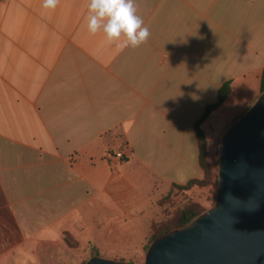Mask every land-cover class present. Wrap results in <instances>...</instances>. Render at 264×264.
<instances>
[{
	"label": "crops",
	"instance_id": "0c3cea01",
	"mask_svg": "<svg viewBox=\"0 0 264 264\" xmlns=\"http://www.w3.org/2000/svg\"><path fill=\"white\" fill-rule=\"evenodd\" d=\"M135 3L150 36L118 52L88 33L84 0H0V231L42 255L68 233L141 256L162 199L204 178L195 126L220 88L232 81L208 140L261 95L264 0ZM6 240L0 256L29 250Z\"/></svg>",
	"mask_w": 264,
	"mask_h": 264
},
{
	"label": "water",
	"instance_id": "95a60500",
	"mask_svg": "<svg viewBox=\"0 0 264 264\" xmlns=\"http://www.w3.org/2000/svg\"><path fill=\"white\" fill-rule=\"evenodd\" d=\"M216 204L156 238L144 264H264V93L221 141ZM86 264H132L95 255Z\"/></svg>",
	"mask_w": 264,
	"mask_h": 264
},
{
	"label": "rangeland",
	"instance_id": "374dc122",
	"mask_svg": "<svg viewBox=\"0 0 264 264\" xmlns=\"http://www.w3.org/2000/svg\"><path fill=\"white\" fill-rule=\"evenodd\" d=\"M255 104V102L248 107L246 112ZM245 112V113H246ZM244 113V114H245ZM242 114V115H244ZM219 116V117H217ZM212 122V127L209 131L210 139L208 140L209 151L208 158L211 162L212 166V176L210 181L206 185H197L192 187L190 190H176L173 191L168 199V205H163L161 209V218L158 219L157 223H154L152 226L153 233L157 230L163 228L167 224H173L170 222L172 218V214L177 206L182 204L192 202L199 206L202 213L206 210L212 208L217 201V187L219 183V164H220V152L219 147L223 136L229 129V127L238 120L241 116H238L234 122H231L229 113H219ZM212 151V152H211ZM169 206V207H168ZM168 207V208H167ZM169 224V225H170ZM7 230L6 226H0V230ZM152 231V230H151ZM6 238H12L10 240V244H24L28 245L29 250L25 251H13L14 254H7L0 256V264H86V262L93 256H95L96 252H100L101 255L105 258L123 260L126 262H130L132 264H144L145 256L147 253V247L152 243L151 240H146V242L142 246V255L137 257H130L128 255L125 256H115L113 254L120 255L121 253H129L133 254L134 251L129 250L135 244L132 242H128V250L126 251V245H116L111 247H104L98 250L93 245H89L86 250L79 247L74 238L65 233L63 236L64 241H57L55 248L50 251V255H42V251L34 250V242L29 240L30 235L28 233L20 234V233H1L0 231V248L1 246L8 244ZM104 244V243H103ZM150 247V246H149ZM0 252H7L0 250ZM106 253L109 256H103Z\"/></svg>",
	"mask_w": 264,
	"mask_h": 264
},
{
	"label": "clouds",
	"instance_id": "9594fccd",
	"mask_svg": "<svg viewBox=\"0 0 264 264\" xmlns=\"http://www.w3.org/2000/svg\"><path fill=\"white\" fill-rule=\"evenodd\" d=\"M88 33H102L108 45L118 52L146 43L150 31L138 16L135 0H84ZM59 0H42L44 10H54Z\"/></svg>",
	"mask_w": 264,
	"mask_h": 264
},
{
	"label": "trees",
	"instance_id": "16d2710c",
	"mask_svg": "<svg viewBox=\"0 0 264 264\" xmlns=\"http://www.w3.org/2000/svg\"><path fill=\"white\" fill-rule=\"evenodd\" d=\"M231 92H232V81H228L220 88L218 101L207 107L204 115L197 121L196 126H195V130H196V133L199 139L200 165L204 170V174H205L204 178L201 180L200 179L191 180L190 182H188L186 185H183V186L176 185L175 186L176 188L173 191L190 190L194 186H197V185L204 186L209 183L210 178L212 176V166L208 158V151H209L208 140H207L206 133L203 130L202 126L207 121V119L211 116V114L215 112L216 110H218L219 108H221V106L227 101ZM262 93H264V70H263V75L261 79V94ZM172 192H170L167 196H165L162 199L161 201L162 205H168V201L166 200L168 199L169 195ZM202 212L203 211H201L199 206L192 202H188L180 206H177L172 214V218L170 219L171 220L170 222H173V224L169 223L170 225L169 224L165 225L163 228L157 230L155 233H153V229H152L148 240H151V242H153L156 238L160 237L161 235L175 228L188 225L193 220H195L197 217H199L202 214ZM149 246L147 247V250Z\"/></svg>",
	"mask_w": 264,
	"mask_h": 264
},
{
	"label": "built area",
	"instance_id": "2783aa9c",
	"mask_svg": "<svg viewBox=\"0 0 264 264\" xmlns=\"http://www.w3.org/2000/svg\"><path fill=\"white\" fill-rule=\"evenodd\" d=\"M124 158V154L122 152H118V153H113V152H108L106 154V159L108 161H113V160H120Z\"/></svg>",
	"mask_w": 264,
	"mask_h": 264
}]
</instances>
